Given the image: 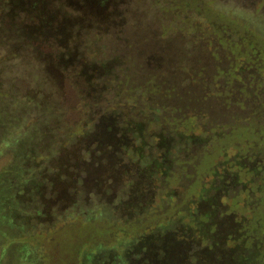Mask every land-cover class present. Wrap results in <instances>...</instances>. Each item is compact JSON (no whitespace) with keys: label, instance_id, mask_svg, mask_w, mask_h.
<instances>
[{"label":"trees","instance_id":"trees-1","mask_svg":"<svg viewBox=\"0 0 264 264\" xmlns=\"http://www.w3.org/2000/svg\"><path fill=\"white\" fill-rule=\"evenodd\" d=\"M107 39L113 55L100 58ZM211 60L215 79L264 81V0H0V178L32 180L28 191L41 203L32 207L34 222L43 209L62 212L68 226L92 206L97 219L150 208L158 180L176 163L237 139L243 127L208 129L202 108L159 119L158 94L206 89ZM243 128L248 137L253 127ZM219 150L210 179L192 190L187 222L158 238L156 264H187L195 243L203 247L195 261L237 262L233 250L251 229L233 209L242 192L254 191L246 180H263L264 159L249 145ZM227 243L235 246L221 247Z\"/></svg>","mask_w":264,"mask_h":264},{"label":"rangeland","instance_id":"rangeland-1","mask_svg":"<svg viewBox=\"0 0 264 264\" xmlns=\"http://www.w3.org/2000/svg\"><path fill=\"white\" fill-rule=\"evenodd\" d=\"M101 43L106 48L100 58L112 56V41L107 39ZM211 61L203 71L206 89L200 88L195 95L188 88L174 90L170 96L166 92L158 94L157 102L164 109L159 119L170 114L176 117L182 113L190 114L202 108L207 115L208 129L220 125L230 133L236 125H250L253 128H249L248 137L242 138L245 129L238 127L237 139L229 137L218 140L217 146H208L204 154H200L199 160L176 163L170 178L158 180L155 200L150 208L125 209L113 217L111 215L112 218L97 219L99 213L96 206H92L85 210V214L74 212L69 219L73 223L68 226L62 212H54L50 216L47 212L42 213L44 209L41 210V218L33 221L30 213L32 207L38 206L40 199L28 191L32 187V180L17 186L19 179L16 177L0 178V264H137L141 257L145 258L146 264H156L158 238L187 222L189 208L197 202L196 190H192L200 182L204 184L210 179L207 171L211 162L219 159V149L231 152L235 147L245 148L249 145L260 150L264 159V144L260 143L259 130L260 127L264 128L263 76L244 77L233 83L228 82L222 74L215 79L217 64ZM228 67L229 61L225 59L222 65L225 73H229ZM135 73L129 72L128 80L130 84L139 85V74ZM216 91L222 94L217 95ZM225 91L229 94H225ZM79 93L75 86L73 93H69V100L77 99ZM203 95H206L205 99ZM244 184L254 191L242 192L243 198L238 199L233 212L246 224L250 222V226L247 225L251 229L249 236L246 242L237 243L236 246L227 243L228 246L223 244L221 247L235 246L233 256L237 262L233 261L232 264H264V178L246 180ZM21 186L27 191L23 193ZM229 195L232 197L233 193ZM258 226L261 231L256 232ZM201 244H191L189 252L193 254L195 249L203 248ZM148 251L153 252L152 259ZM192 254L187 264H205L203 260L195 261Z\"/></svg>","mask_w":264,"mask_h":264},{"label":"flooded vegetation","instance_id":"flooded-vegetation-1","mask_svg":"<svg viewBox=\"0 0 264 264\" xmlns=\"http://www.w3.org/2000/svg\"><path fill=\"white\" fill-rule=\"evenodd\" d=\"M137 264H146L145 263V258L144 257H141L139 260H138V263Z\"/></svg>","mask_w":264,"mask_h":264}]
</instances>
